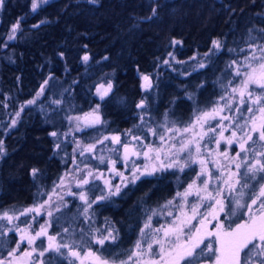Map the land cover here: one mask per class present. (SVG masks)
Listing matches in <instances>:
<instances>
[{"label":"trees","instance_id":"16d2710c","mask_svg":"<svg viewBox=\"0 0 264 264\" xmlns=\"http://www.w3.org/2000/svg\"><path fill=\"white\" fill-rule=\"evenodd\" d=\"M37 2L35 12L31 8L32 0H5L0 7V140L3 141L0 214L7 211L9 215L19 216L12 222L0 220V260H10L11 264H98L99 257L109 264H120V260H127V255L119 254H131L138 241L144 255L139 259L134 257L129 264L159 259L156 255L159 248L153 241L161 239L163 232L155 230L168 227L177 217H190L191 208L200 205L201 215L192 220V225L198 226L211 210L209 205L215 204L214 200L201 202L199 197L207 196L208 192L215 195L223 189L222 196L217 198H223L227 207L228 199L236 193H230L223 181L230 172L237 171V163L253 155L249 150L235 162L232 160L240 151L237 141L242 143L247 139L252 119L259 126L261 113L247 95L241 103L239 90L243 87V77L235 75L236 65H229L235 60L244 68L248 63L258 67L257 61L246 62L245 57L252 56L250 44L257 48L264 46L258 31L249 33V29L264 28V0H155L154 3L153 0H98L94 5L86 0ZM152 7H157V16L151 22L133 20L150 15ZM17 21L20 28L15 39L9 40L11 27ZM41 21L46 22L41 24ZM134 23L138 27L134 28ZM33 25L39 26L33 28ZM250 35L257 39L249 41ZM214 40L221 42L220 49H214ZM85 55L89 57L87 62L82 59ZM256 55H260L259 51ZM199 64L206 67L200 68ZM144 76H149L148 82ZM46 79L49 84L44 94L37 96ZM108 83L113 88L101 100L97 88L101 84L107 87ZM233 88L237 91L233 92ZM247 91L253 98L264 95L256 84H250ZM34 98V104H25ZM53 100L61 103L53 105ZM141 100L145 106L138 108ZM21 105H25L23 111ZM249 107L253 108L252 112L248 111ZM214 108L216 113H212ZM204 112L212 113L214 118L207 122L202 119L185 132ZM96 115L101 123L89 124ZM75 118L81 123L78 128ZM13 119L17 123L9 127ZM212 128L216 131H210ZM234 131L236 138L229 145L227 141ZM52 132L57 135H50ZM202 133L207 135L200 139ZM251 134L258 141V134ZM117 136L120 143L106 146ZM172 141L173 146L166 151L170 156L163 154L165 160L153 175H141L135 182L126 180L117 184L118 194L97 200L91 208L80 199L82 192L89 202L110 191L116 193V173L106 176L112 172L106 168L110 163L130 172L147 161L142 154L149 152L148 146L164 149ZM189 141H192L190 151L180 152L181 144ZM262 143L249 141L246 147L260 152L264 151ZM129 144L140 154L124 160L120 154ZM91 145L95 147L88 152ZM184 158L190 166L181 171L180 160ZM193 160L196 162L192 163ZM201 160L205 161L203 165ZM173 163L175 167H167ZM87 165L90 169L85 168ZM83 168L92 175L89 184L78 187ZM32 169L39 172L33 176ZM244 170L241 168L240 172ZM202 171L201 177L198 174ZM235 179L232 177L233 183ZM205 180L209 181L207 191L203 190ZM190 184L192 194L185 198L183 193ZM245 202L251 203L242 200ZM39 205L43 208L38 214L20 215ZM241 211L242 216L239 212L235 216L219 213V223L224 229L234 228L248 219L247 210ZM149 218L150 227L144 228ZM47 225L50 226L46 236L37 238L31 245L25 239L15 255L8 256L17 247L22 233L25 237L35 236L41 226ZM109 233L116 237L115 241H106L103 246L95 243V238ZM48 236L56 237L52 243L73 246L80 255L72 257L67 249H62L61 253L50 251L40 256L49 245ZM89 240L92 243H87ZM205 242L216 248L212 238L206 237ZM149 244L152 254L148 252ZM30 251L31 257L23 255ZM214 257L208 259L206 255L198 264ZM249 264H260V260L253 257Z\"/></svg>","mask_w":264,"mask_h":264},{"label":"snow or ice","instance_id":"6c2138e0","mask_svg":"<svg viewBox=\"0 0 264 264\" xmlns=\"http://www.w3.org/2000/svg\"><path fill=\"white\" fill-rule=\"evenodd\" d=\"M40 3H47L48 0H39ZM89 4H97L98 0H86ZM155 0H153V3ZM5 3V0H0V7H3ZM38 2L37 0H32V11L35 12L38 8ZM160 7H163V5H159ZM157 16V7L151 8V14L145 17H133L134 21L139 22H151L155 17ZM46 21H41L40 23L43 24ZM39 25H33L32 27H38ZM133 27H138L137 23L133 24ZM20 28V22L17 21L14 23L11 27V34L8 36V39H15V33ZM258 31L260 34V38L264 39V28L261 29H249V33L252 31ZM257 37L249 36V41H255ZM174 43H179L178 41H174ZM214 49H220L221 48V42L219 40L213 41ZM251 50H252V56L251 57H245V61L248 62L249 60H255L258 63V67H252L251 63H248L247 68H244V65L238 64L237 61L233 60L229 67L232 65H236L235 67V75L237 77H243L242 78V85L243 87L239 90L240 91V97H241V103H244V97L247 95V99L252 102V104L259 106L258 110L261 113V123L259 126L256 124V120H251V131L247 133V139L244 140L242 143L237 141L239 143L240 151L236 153V157L232 158L233 162H235V159L240 158L243 153L248 152L249 150L252 151L253 155L249 159L248 157H245L241 160L240 163H237L235 165L237 171L235 173H229V178L225 179L223 183L228 186V191L230 193H236L234 197H231L228 199L227 207L225 206L224 199L220 198L218 199L217 196H222L223 189H219L216 191V194L213 195L212 192H208L207 196L199 197L201 202L204 200H214V205H209L211 207V211L208 213V215H211L213 219H217L219 216V213H225L226 216H235L239 212L242 216L244 213L241 211L242 209H246L248 212V219L245 220L243 223L236 224L235 228L229 227V230H224L223 224H218L217 231L216 232H210L206 231V224L209 222L207 220V216H204L203 219L200 220V227H197L195 225H192V220L197 219L199 215H201L198 211V208L200 205L193 206L191 208V216L187 217L186 219H181L180 217H177L176 221L173 222V224L169 225L168 227H161L159 229H156L155 231L157 233L163 232V237L158 240H154L153 243H155L158 248L159 252L156 253L158 255L159 259H150L146 262V264H198V262L205 258L207 255L208 259H211L213 256H215L214 264H241V252H243V264H249V261L252 260L253 257H256L260 260V264H264V151L257 152L254 148L246 147L248 145V142L251 141L252 144H256L259 142H264V95L256 96L253 98V95L248 90V87L250 84H256L259 85L261 88L262 93H264V46L260 47H253L250 44ZM212 51V49H210ZM228 51H233L232 49H229ZM243 51V50H241ZM259 51L260 55L257 56L256 52ZM61 55H63L61 53ZM169 56L172 55V53L168 54ZM207 56L208 53H205ZM83 61L87 62L89 60V57L85 55L83 58ZM107 59V57H105ZM165 64L168 63L167 60L164 61ZM200 68L206 67L204 64H199ZM51 79H55L52 77ZM143 79L145 81L149 80V76H144ZM49 80H45L43 84L40 86V91L37 92V96L43 95L46 89V86H48ZM113 85L111 83L107 84V87H104L103 84L100 85L99 88H97V93L100 96V99L103 100L104 97H106L109 92L112 90ZM233 92H236L237 89L233 88ZM189 99H192L191 96H189ZM220 99H224L222 96ZM35 98L33 100L26 101L25 104H34ZM61 103L60 100H53V105H59ZM25 105H21L20 111L24 110ZM145 106V102L143 100L140 101V103L137 105L138 108H143ZM99 106H97L98 108ZM223 109H220L222 111ZM55 111V109H53ZM249 112L253 111L252 107L248 108ZM217 110L214 108L212 110V113H216ZM210 112H204L202 116H197L196 121L193 122L190 127L185 128V132H189L191 128L195 127L196 122L200 120H204V122H207V119L214 118V115ZM20 112L18 111L16 113V116L19 117ZM224 119H229L228 117H224ZM17 123V120L13 119L11 125L9 127H14ZM89 124H97L101 123L99 115H96L94 119L90 120L88 122ZM171 131V129H169ZM210 131L215 132L216 129L212 128ZM251 133H257L258 134V141L253 139V136ZM155 135L156 133L153 132ZM52 136H56V132L50 133ZM207 135V133H202L200 135V139H203V136ZM237 133L234 131L232 132V137L228 139V144H233ZM134 139H138L137 137H133ZM221 138H223V134L221 132ZM105 139H108V137H105ZM161 139L163 140V136H161ZM112 140L116 143H120V138L112 137ZM102 143V142H101ZM192 143V141H189L188 143H182L181 147L179 149L180 152L185 151V149H189V145ZM217 144H219V141H217ZM56 147H59V145H56ZM95 145H91L88 147V151H91ZM261 147L264 148V143L261 144ZM127 145H125V151L127 153ZM154 149H149V151H152ZM199 145L196 146V152L199 153ZM3 151V141L0 140V152ZM157 152H159L158 149H156ZM190 151V149H189ZM83 155V153H81ZM144 155L147 157L148 152H145ZM225 158H228L226 154ZM127 158V157H126ZM157 159H159V156L157 155ZM101 160H103V157H101ZM196 161H192V163H195ZM200 163L203 165L205 163L204 160H201ZM176 163L167 165L168 168L175 167ZM189 163H185L180 166V170L183 171L184 168L189 167ZM161 167H164L163 165ZM244 168L245 170L243 172H240V169ZM157 171L156 168H152L151 171H148L145 169V172L140 173L139 175H136L135 173L132 174V181L135 182V180L140 179L141 175H153ZM39 172V169H32V175L35 176ZM89 176L92 175L91 172L88 173ZM199 176H203L204 172L202 171ZM232 177H236L235 182H232ZM63 177H61V182H63ZM107 184L108 182L105 181ZM89 184V180L87 178H84L81 180L78 184L79 186L87 185ZM239 186V187H237ZM193 185H189V190L185 191L183 193V196L186 198L187 196L191 195V189ZM209 187V181L205 180L203 181V190L207 191ZM247 189V191H244ZM120 192L119 186L116 188V193H112L111 191L107 195H101L96 198V200H92L91 202L88 201V197L85 195V193L80 194V199L82 201H85L88 203V208H91L93 203H96L97 200L103 201L108 198V196L113 194H118ZM177 195H181L180 193H177ZM197 195H199V190L197 191ZM250 200L251 203H242V200ZM50 201H46L45 203H49ZM169 204L172 203V201L168 202ZM255 206V208H254ZM43 208V205H39L36 208H28L25 211L21 212V216H26L28 212H36L39 213L40 209ZM87 209H85V212ZM49 216L52 215L51 212L48 213ZM169 216L172 215L171 212L168 213ZM185 216L187 214H184ZM35 219V217H33ZM16 219H19V216H12L9 215L7 211L0 214V220H7L9 222H12ZM150 219L149 223H146L144 225V228L150 227ZM26 222V221H22ZM47 226H41L40 230L35 233V236H28L25 237V235L22 233L20 237V241L17 242V247L12 249L8 252V256L12 257L15 255V253L19 250L20 244L27 239L28 244H33V242L39 238L47 235ZM19 231V229H16ZM11 231V229L9 230ZM64 232H68V229H64ZM141 232H144V229H141ZM59 235V233L57 234ZM209 236H215L216 243L219 244L218 248H213V245L211 243L205 242V237ZM55 236H48L49 245L47 248H45L43 251L39 253L40 256H44L45 252L54 251L56 253H61L62 249H67L68 254L72 257H78L80 253L76 250H74L73 246H70L69 244H56L52 243L55 241ZM83 239V234H82ZM116 237L112 235V233H109L107 236H102V238H95V243L103 246L105 245L106 241H115ZM87 243H92L91 240L87 241ZM78 247V246H77ZM136 250L132 251L131 254L127 253H120L119 255H127V260H120V264H129V261H132L134 257L139 259L144 255L143 251L141 250V244L138 241L136 246ZM32 251H35V248L32 249ZM148 252L149 254L153 253L152 244L148 245ZM89 255H92L91 252L88 253ZM24 256L31 257L32 252H24ZM119 256L116 257L118 259ZM98 261V264H109L107 260H103L99 257L96 258ZM0 264H11L10 260L4 259L0 260ZM114 264V262H113Z\"/></svg>","mask_w":264,"mask_h":264},{"label":"rangeland","instance_id":"374dc122","mask_svg":"<svg viewBox=\"0 0 264 264\" xmlns=\"http://www.w3.org/2000/svg\"><path fill=\"white\" fill-rule=\"evenodd\" d=\"M148 82V81H147ZM84 123H87L86 122V120H82ZM90 121V120H89ZM74 124H75V126L78 128V127H80L81 126V123H80V120L78 119V118H75V120H74ZM188 138L190 139V134H188ZM112 141V142H111ZM111 143H106V146H110V147H114V146H116V142L115 141H113L112 139H111ZM173 142L174 141H172L170 144H168V145H166V146H164V149H160V148H158V150H159V152H157L156 151V148H152V147H147V149H149V148H151V149H154V150H152V151H149L148 152V156L146 157V160L147 161H144V164L143 165H141L140 167H138V166H135V167H133V170H130V172H126L125 171V168H121L120 169V167L119 166H117L116 164H114V162H112V163H110L109 164V166H107L106 168H110L109 170H111L112 172H111V175L108 173V174H106V176L107 177H109V176H113V175H115L114 173H116V177H117V183H116V186H117V184H120L121 182H124V181H126V180H132L131 178H132V174L133 173H136V171H140V172H143V171H145V169H147L148 171H151V169L152 168H159L158 166L161 164V163H163L164 162V160H165V158H163V154L167 151V150H169V148H170V146H173L172 144H173ZM99 147H103V145H100ZM127 148H128V150H127V153H126V151L124 150V153L122 152L121 154H120V157H122L124 160H127V159H134L135 157H137L140 153L139 152H137L134 148H133V145H131V144H129V145H127ZM88 149V148H87ZM94 149V148H93ZM93 149L91 150V151H88V152H92L93 151ZM170 152L168 151V152H166L165 153V156H170V154H169ZM90 154H92V153H90ZM93 155H95V151L93 152ZM143 155V157H144V154H142ZM157 155L159 156V159H157ZM127 157V158H126ZM166 157V158H167ZM190 158H193L192 156L190 157ZM185 159V158H184ZM170 161H171V159H170ZM180 161H182L183 163L182 164H185V162L187 161V159H185V160H180ZM179 161V162H180ZM136 167H138V169H135ZM85 168H87V169H90V166L89 165H87ZM85 168H83L84 170L82 171V178H80L79 180H77V182H80L81 180H83L84 178H89V175H88V173H89V171H87L86 172V170H85ZM86 172V173H85ZM212 210V209H211ZM211 210H209L208 211V213L211 211ZM208 213H207V220L209 221L207 224H206V231H210V232H216L217 231V225L218 224H220L219 223V217L217 218V219H213L212 218V216L211 215H208ZM197 227H200V224L197 226ZM235 228V227H234ZM224 230H229V229H224ZM206 238V237H205ZM208 238H212L213 240H214V243L216 244V248H218L219 247V244H217L216 243V238H215V236H209ZM214 260H215V257H214V259L213 260H211V261H209V262H206V263H202V264H214Z\"/></svg>","mask_w":264,"mask_h":264}]
</instances>
